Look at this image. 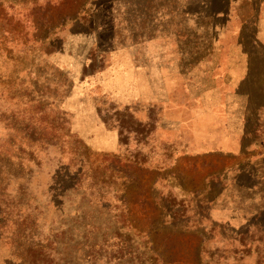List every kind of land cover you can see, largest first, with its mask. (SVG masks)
Segmentation results:
<instances>
[{"label": "rangeland", "instance_id": "obj_1", "mask_svg": "<svg viewBox=\"0 0 264 264\" xmlns=\"http://www.w3.org/2000/svg\"><path fill=\"white\" fill-rule=\"evenodd\" d=\"M30 120L65 143L10 182L12 196L28 183L38 224H21L14 204L5 227L50 244L47 264H75L79 245L106 238L110 264L130 239L141 262L156 248L164 264H264V0H0V145ZM74 152L99 180L116 157L129 175L144 162L143 188L107 176L102 201L82 199ZM155 197L188 218L163 222ZM24 247L4 243L0 264H19Z\"/></svg>", "mask_w": 264, "mask_h": 264}, {"label": "trees", "instance_id": "obj_2", "mask_svg": "<svg viewBox=\"0 0 264 264\" xmlns=\"http://www.w3.org/2000/svg\"><path fill=\"white\" fill-rule=\"evenodd\" d=\"M38 122L40 124H38ZM38 122L34 123L32 120H30L28 124L22 125L24 129H22V127H20V125H18L17 123L12 124L11 126H13V134L11 135V139L9 138L6 143L0 145V168H2V170L4 171L3 174L1 173L3 177L2 179H0V247L5 243V245L16 247L15 251L18 252L20 248L25 246V256H21V258L18 260V262L20 261L19 264H47L49 262H53L54 260V258H52L53 254L50 250V244L48 245L43 243L42 240H38L39 238H33V235H35L33 234V232H30L27 236V240L32 243L26 244L25 242H23L20 244L18 242L19 238H17V229L11 230L13 232H8L7 227H5V224H9L11 222V217L14 213L13 211H15L14 209H12L14 204L19 207L16 211V215L18 217L24 214V211L27 212L26 218H24L21 224H38L37 217L34 216V213L35 211L39 210L40 205L37 203L36 206L33 203L31 204V202H36V196L32 192H30L29 194L28 189H26L28 183L23 184L24 182L22 180L18 182L17 191L14 196H12L9 191V185L10 182H12L13 180L23 178V172L26 168V165L24 164L25 162H35V164L38 166L42 165L41 161L39 160V156L43 154L44 150H47V148H49L50 146H56L59 143L64 142L62 141L63 136L62 134H60L56 126L51 125L45 128L44 122ZM8 128L9 127L7 126V129ZM120 135H122V131H120ZM19 137V146H17L15 142L18 141ZM62 150H64L63 147H61V151ZM73 154H75V157L70 162L69 165L71 167L69 168L72 169V167H75V177L73 179L75 181L76 191L81 192L83 190L82 199L85 198L86 193L89 191L91 198L95 197L96 201H102L104 197V190L106 189L107 176H109L110 178L117 177L121 179L123 183H120V190L123 189L127 192H130V190L132 189H142L144 186V182L140 179V175H145V171L147 172V170H149L144 162H137V160H135L136 162H133L132 164L128 165V167H125L137 170L136 173L129 175L130 172L128 170H117L116 164L120 163L121 165L122 159L121 157H116L114 158L115 161L111 162L110 166L108 164L106 166H103V169H100L101 180H99L98 175L96 174V170H93L92 167L86 169L87 158L75 152ZM25 155L28 156L27 159L25 158ZM15 158H17L19 162L16 168L13 169L12 167H10L13 169L12 172L6 167H8V164L11 162V160L14 161ZM61 174H63V171H61ZM125 178H127L126 182L125 180H123ZM130 180H137V183H133V185L128 186L127 181ZM124 194H126L125 191ZM153 202L155 206L163 210V222H165L166 218L169 217V224H178V222H184L188 218L183 211H168L160 203V200L157 197L153 199ZM122 203H127L126 198L123 199ZM98 205L103 206V204H99L97 202V206ZM26 206L28 207L25 208ZM79 209H82V207H80ZM84 211L85 210H83V214L85 213ZM194 214H196V211L194 212ZM199 216L197 218V221H199V223H203L205 215L200 217ZM26 231L27 229L24 230V234L26 233ZM5 232L7 236H4ZM139 233L142 234L141 232ZM119 237V232H116L113 234L112 239H120ZM23 239H25V235L23 236ZM130 240L119 241V243L123 245L121 249L117 250V252L114 253V258H117V260H115L117 261L116 264H122L124 258H132L134 256L136 259H138L137 263L141 262L142 259H139L136 254L134 242ZM109 241L110 240L106 238L102 239L101 242H85L82 243V245H79L78 249L81 252L77 254L75 264H110L111 259H109V257L108 259H105L104 255H101L99 253L104 249L107 253L109 247L108 245H110L108 244ZM153 249L156 252H152V250L150 252H147V255H145L146 260L141 262V264H164V262L166 263V259L158 254V250H156V248ZM14 253L13 254L17 256V253ZM6 264H12V261L6 260Z\"/></svg>", "mask_w": 264, "mask_h": 264}, {"label": "crops", "instance_id": "obj_3", "mask_svg": "<svg viewBox=\"0 0 264 264\" xmlns=\"http://www.w3.org/2000/svg\"><path fill=\"white\" fill-rule=\"evenodd\" d=\"M258 30L259 29H261L262 28V24H259L258 26ZM249 67H251V65L249 64ZM245 128L242 126V129L240 130V131H238V132H236L237 134H239L240 136H242V137H246V136H248L247 135V132L244 130ZM257 129V128H256ZM256 131L257 130H255L254 131V134L256 133ZM257 144H256V149H262L263 148V142L260 140V141H257L256 142ZM245 152H251L250 151V148H248V146H246V149H245V146L243 145L242 147H241V155H243ZM251 191H253V193L255 194V191H257V190H251ZM262 207L264 208V206H259V210H260V212L257 214V217H260L262 214H263V212L264 211H262L263 209H262ZM262 209V210H261ZM208 213H210V210H209V212ZM207 220L208 221H211L213 224H228V223H226V222H220V221H215V220H211V218H209V215H208V217H207Z\"/></svg>", "mask_w": 264, "mask_h": 264}]
</instances>
